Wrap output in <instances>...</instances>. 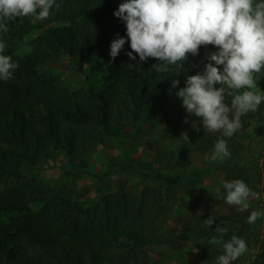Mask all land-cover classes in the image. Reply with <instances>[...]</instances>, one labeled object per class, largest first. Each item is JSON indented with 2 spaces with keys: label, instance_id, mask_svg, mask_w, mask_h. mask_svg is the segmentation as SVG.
I'll return each mask as SVG.
<instances>
[{
  "label": "trees",
  "instance_id": "16d2710c",
  "mask_svg": "<svg viewBox=\"0 0 264 264\" xmlns=\"http://www.w3.org/2000/svg\"><path fill=\"white\" fill-rule=\"evenodd\" d=\"M56 2L60 7L52 9L46 20L10 22L8 32H0V41L7 44L5 54L19 65L11 79H0V264H150L152 233L167 220V190L189 174L144 172L160 181L162 188L149 187L131 195L127 183L120 181L115 191L86 205L75 198L73 189L50 188L25 170L45 167L59 152L74 167L98 144L119 138L127 123L136 125L141 119L153 124L159 119L174 133L183 127L191 134L192 120L186 123V111L175 108L178 89L169 93L172 79L185 86V72L175 75L170 68L168 73H158L152 68L157 63L154 58L139 63L136 55L130 61L127 40L112 60L111 42L117 34L126 37L125 22L113 14L123 0ZM36 30L39 33L29 39ZM214 51L212 45L201 46L197 56L190 55L184 63L187 75L204 68L206 54ZM63 55L85 56L87 79L100 74L101 83L77 89L60 85L58 77L41 66L58 62ZM230 100L226 95L225 102ZM253 118L264 121V102L256 112L241 117L242 127ZM221 137L200 134L193 149L210 150ZM130 165H116L110 171ZM223 168L245 172L232 162ZM189 178L195 187L197 178ZM247 217L235 210L230 220L249 229ZM215 228L199 233L217 234ZM219 255L214 249L211 264Z\"/></svg>",
  "mask_w": 264,
  "mask_h": 264
},
{
  "label": "rangeland",
  "instance_id": "374dc122",
  "mask_svg": "<svg viewBox=\"0 0 264 264\" xmlns=\"http://www.w3.org/2000/svg\"><path fill=\"white\" fill-rule=\"evenodd\" d=\"M25 20L39 22L31 16L12 22L18 24ZM38 33L36 30L28 38ZM41 67L56 75L60 85L71 89L88 87L90 83L99 85L102 81L100 74L87 79L89 64L82 55H63L58 62H44ZM203 69L199 68L197 72ZM257 90L264 91V72L257 75ZM175 108L185 110L179 98L175 100ZM187 117L199 127V132L192 128L193 132L189 134L181 127L180 132L174 133L173 127H167L159 119L154 124L141 119L136 125L127 123L119 138L113 137L104 144H98L74 167L68 157L59 152L43 164L45 167H28L25 173L40 178L50 188L73 189L75 198L86 205H92L103 195L115 191L120 181L127 183V191L131 195L149 187L162 188L160 181L144 176V172L189 174V177L197 178L195 187L190 186L188 177L167 190L169 198L166 197L165 201L168 210L164 213L167 220L164 219L161 228L152 233L154 243L150 244V264H211L214 249L223 254L221 245L209 244V240L218 234L203 235L199 231L218 224L228 229L225 240L237 235L248 245V253L238 258L236 264H264V218L251 224L249 229L242 228L240 223L230 220L232 212L238 211L236 206L228 205L223 197L215 198L214 191L219 187L226 195L222 183L241 179L257 194L250 198V208L241 213L249 216L252 210L264 211V121L253 118L246 128L242 127L231 138L223 137L231 155L223 161H212L205 160V156L210 158L214 148L206 151L193 149L197 136L211 133L203 129L199 118L189 114ZM185 133L188 139L182 135ZM216 134L222 136L221 133ZM227 162L238 164L245 172L225 170L223 167ZM129 163L130 168H118ZM116 165L118 167L110 171ZM163 188L166 192L167 188ZM211 219L214 223L209 227ZM193 246L199 249L198 254L191 250ZM253 256H256L254 260Z\"/></svg>",
  "mask_w": 264,
  "mask_h": 264
},
{
  "label": "clouds",
  "instance_id": "9594fccd",
  "mask_svg": "<svg viewBox=\"0 0 264 264\" xmlns=\"http://www.w3.org/2000/svg\"><path fill=\"white\" fill-rule=\"evenodd\" d=\"M59 7L56 0H0V32L7 33L8 24L20 17L31 16L42 22L52 9ZM113 14L125 22L126 37L117 34L111 42L112 60L127 40L130 61L138 55L139 63L154 58L157 63L152 68L158 73H168L170 68L175 69V75L184 71L185 86L179 87L180 81L172 79L169 93L178 89L175 95L186 113L199 118L207 132L222 134L211 157L205 156V160L223 161L230 157L223 137L231 138L242 127L241 117L256 112L264 102V91L257 90V75L264 72V0H123ZM209 45L216 51L206 54L208 62L203 71L187 75L184 63L189 56H197L201 46ZM6 50V42L0 41V79L5 81L19 66L5 54ZM132 65L130 62L129 67ZM226 95L231 97L229 103L225 102ZM192 126L200 131L197 125ZM182 135L188 139L186 133ZM222 187L226 195L217 187L215 198L223 197L240 212L247 211L250 198L257 196L241 179L224 181ZM261 218L264 211L252 210L247 223L254 224ZM213 223L214 219L209 220V227ZM214 231L218 235L209 244L223 248L215 264H233L248 253L243 238L232 235L225 240L228 229L220 224ZM191 250L199 253L194 246Z\"/></svg>",
  "mask_w": 264,
  "mask_h": 264
}]
</instances>
